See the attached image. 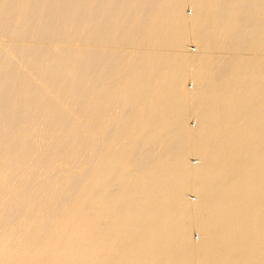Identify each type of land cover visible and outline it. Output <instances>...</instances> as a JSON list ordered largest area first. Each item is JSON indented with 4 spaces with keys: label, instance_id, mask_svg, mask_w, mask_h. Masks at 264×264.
<instances>
[{
    "label": "bare ground",
    "instance_id": "6f19581e",
    "mask_svg": "<svg viewBox=\"0 0 264 264\" xmlns=\"http://www.w3.org/2000/svg\"><path fill=\"white\" fill-rule=\"evenodd\" d=\"M0 264H264V0H0Z\"/></svg>",
    "mask_w": 264,
    "mask_h": 264
},
{
    "label": "rangeland",
    "instance_id": "374dc122",
    "mask_svg": "<svg viewBox=\"0 0 264 264\" xmlns=\"http://www.w3.org/2000/svg\"><path fill=\"white\" fill-rule=\"evenodd\" d=\"M187 11H188V13H190L191 14V12H192V9H191V7L190 6H187ZM191 45V46H190ZM190 48L194 51V52H196L197 51V49H198V47H196V45L194 44V42L192 43V41H191V43H190ZM195 45V46H194ZM187 84L189 85V87L191 88H193V82L191 81V80H188L187 81ZM191 119V120H190ZM188 120H189V123L191 124V126H195V124H196V122H194L195 121V119L193 118V116L192 115H188ZM193 123V124H192ZM191 160H193V162H194V164L195 163H197V161L198 160H196V157L195 156H191ZM190 191V196H191V198H192V200H195L196 199V195H195V193L192 191V190H189ZM192 192V193H191ZM194 229V230H193ZM192 229V232L193 233H195L194 235V237L196 238V239H198L199 238V234H198V231H197V229L196 228H193Z\"/></svg>",
    "mask_w": 264,
    "mask_h": 264
}]
</instances>
